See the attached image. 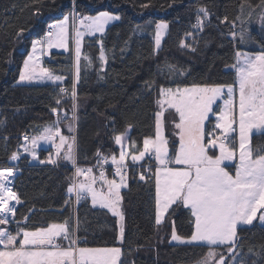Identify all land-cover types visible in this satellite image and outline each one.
<instances>
[{
  "label": "trees",
  "instance_id": "1",
  "mask_svg": "<svg viewBox=\"0 0 264 264\" xmlns=\"http://www.w3.org/2000/svg\"><path fill=\"white\" fill-rule=\"evenodd\" d=\"M244 2L258 4L261 0H0V168L11 167L10 157L18 152L25 134L40 135L56 121L66 135L75 137L73 155L76 153L80 164H93L97 152L119 154L114 136L130 127V153L134 154L133 142L142 151L144 138L155 136L161 86L235 83L231 66L239 46L231 35L232 22ZM202 7L209 16L198 29L194 26L198 16L203 18ZM74 11L84 16L107 11L120 19L102 36L84 39L83 54L88 58L81 60L78 80L71 45L67 53L52 51L46 59V66L66 76L64 85L19 83L33 41L50 22ZM159 22L167 23L168 28L157 47L155 25ZM169 66L175 71L170 72ZM73 85L75 101L70 93L60 92L61 86L71 91ZM62 116H67L63 122ZM174 120H178L174 109L165 111L164 128L173 155L179 147ZM214 123L215 117H211L207 131H213ZM251 144L253 149L264 146V134H254ZM55 148L40 149V163L28 154L21 157L13 184L19 202L13 218L0 228L15 234L18 225L34 230L67 221L73 236L77 233L83 239L80 246L122 248L123 264H194L209 251L206 244L171 240L173 222L178 235L190 237L194 228L190 210L173 205L164 222L157 225L155 178L141 180L135 175L121 191L125 224L121 239L120 217L111 210L93 205L91 198L75 207L67 192L72 163L65 159L49 163L48 154ZM213 151L217 150L209 152ZM237 242L236 251L247 256L245 264H264V226L240 227ZM223 249L227 262L233 254L227 247Z\"/></svg>",
  "mask_w": 264,
  "mask_h": 264
},
{
  "label": "snow or ice",
  "instance_id": "2",
  "mask_svg": "<svg viewBox=\"0 0 264 264\" xmlns=\"http://www.w3.org/2000/svg\"><path fill=\"white\" fill-rule=\"evenodd\" d=\"M38 0H34V3ZM264 4V0H261ZM244 5H241V9ZM251 7V5H249ZM143 7H148L144 5ZM201 18L198 16L194 27L203 28L204 20L209 16L207 8H200ZM75 18V14H73ZM69 17L50 27L57 31L47 33L49 46L53 38L57 41L58 47H66L67 29ZM120 17L107 11H102L96 16L80 18V24L89 34L94 32L103 33L105 25L110 21L119 20ZM227 20V17H224ZM239 19V17H237ZM261 23L264 25V14L261 15ZM155 43L160 46L162 30L168 28L164 22L155 25ZM23 30L21 29V32ZM19 35V33H18ZM83 32L77 30L75 33V54L77 60V80L79 79V60L81 56V38ZM187 35H191L188 33ZM235 36V33L232 34ZM243 36H241V40ZM39 41L33 42V52ZM188 47L189 45H185ZM237 61L231 67L235 70L236 81L228 85H200L194 84L191 87L164 88L160 87L157 100L160 111L155 116V136L145 137L143 150L134 146L132 153L139 152V155L132 154L133 162L144 159L146 153L155 156L156 168L152 173L155 177V206L156 224L160 225L165 220L167 213L173 205L181 204L188 208L193 218L194 228L190 237H181L177 234L175 223L172 224V241L193 242L206 244L209 251L198 262V264H226L223 254H219V260L215 258L218 253L214 246H226L228 253H233L237 245L238 225H251L257 218L264 221V146H257L253 149L250 137L254 130L264 134V48L253 54L236 53ZM103 51L101 59H103ZM35 57L32 53L24 60V68L20 72L19 80L28 81L32 79H44L62 81L61 76H54L48 69L41 68L40 76L35 73ZM169 71H175L169 66ZM150 87V86H149ZM226 94L228 99L224 100V107L218 114L219 123L213 131L206 130L205 121L209 119V113L213 112V105L217 98ZM238 91V101L234 94ZM60 92L68 94L69 90L61 88ZM71 98L75 101V85L71 90ZM60 101L57 100V104ZM167 105V109L164 105ZM75 108V104L73 105ZM168 109H174V128L179 137V147L174 155L169 152V141L163 135L165 126L164 113ZM52 111L55 113L56 108ZM56 124L59 121L55 122ZM239 131V145L236 147L231 134ZM71 130V125H69ZM216 130H222L221 136L213 139ZM59 128L48 127L39 137L41 140L53 141L59 135ZM126 132L114 136L117 145H121L126 138ZM207 138V142H205ZM25 140L28 137L25 136ZM61 144L57 145V157L61 155L60 148L66 142V138L60 136ZM219 141V155H209V151L217 147ZM37 139H32V146L35 148ZM26 152L30 149L25 145ZM234 174L223 166L225 161L237 159ZM97 155V166L103 168V162L108 157ZM125 151L121 150L119 159L112 155V163L117 165L115 178L108 179L105 171L101 170L99 176L93 174V167L81 168L76 165V159L72 153V145L63 154V159L71 161L75 172L70 176L67 192L75 194L76 201L91 196L93 205L100 204L102 207L112 211L123 220V214L118 208L122 197L120 189L125 185L124 169ZM33 156L35 153L33 152ZM12 161L18 159V154L13 153ZM48 162L56 164L57 160L51 156ZM174 165V166H170ZM13 168H0V225L9 223L8 214H15V209L9 204L11 200H17V194L12 190L11 177ZM147 173L142 172L140 179L144 180ZM78 177H85L83 180ZM99 181V187H97ZM66 204L69 201L65 202ZM259 216L257 217V214ZM124 229L121 226L120 236L123 239ZM58 241H67V246ZM78 238L73 239L68 222L61 224L50 223L47 227H38L34 230L19 227L15 234L0 228V264H123L122 250L119 247L112 248H83L77 247ZM235 255L232 256L233 262Z\"/></svg>",
  "mask_w": 264,
  "mask_h": 264
},
{
  "label": "rangeland",
  "instance_id": "3",
  "mask_svg": "<svg viewBox=\"0 0 264 264\" xmlns=\"http://www.w3.org/2000/svg\"><path fill=\"white\" fill-rule=\"evenodd\" d=\"M242 5H244V6H243L242 9H241V6H240V13L238 15L239 19H236V21L232 22L233 27H234V31L232 32V34L235 33V36H233L232 34L231 35L236 40V42H237V44L239 46V47H237L236 53L240 52L242 54H244V53L253 54V53L259 52L262 48H264V25H262V23H261V15L264 14V4H261V2L258 3V4H252V3H249V2H244V3H242ZM249 5H251V7ZM66 16L69 17L67 25H66V29H67V40H66L67 46L66 47H58V46H56L57 45V41L55 40V38H53L51 46H49L48 42H47L46 45H44L42 43H38L36 45L35 52H33V47L31 46L29 54L32 53L34 55V57H35V60H34L35 73H34V75L37 76V77H39L40 74H41L40 73L41 68H46L54 76H59L57 74H60V73L50 69L48 66L45 65V63H44L45 56H49L53 49L57 50V51H60V52L67 53L68 51L71 50V45H72L73 50H74V58H75L74 59V65H75L74 66L75 67L74 74L76 73L77 60H76V54H75V32L73 30V15L68 14ZM63 20H64V17L62 19H60L58 21V23H60ZM113 22H115V21H110L107 25H105V29H104L103 33L94 32L92 35H89L85 30H79V31L84 33V35H83L84 38H86L87 36H98V37H100V36H102L105 33V31L107 30L108 26L111 23H113ZM55 31H57V29H55ZM166 31H167V29L166 30H162L160 46H161L163 38L165 37ZM83 36L81 38V48H82ZM241 36H243L242 40H241ZM34 41H39V40L35 39ZM32 45H33V43H32ZM253 50H257V51H253ZM81 54L83 55V56L81 55L82 58H88L86 55L83 54V51H82ZM81 56H80V60H79L78 66L80 65L81 60H82ZM236 61H237V56H236ZM23 68H24V63H23V66H22L21 70H23ZM50 81L51 80H49V79H47L45 77L44 79H32V80H28V81H20L19 80V83H21V84H45V83H49ZM175 88H172V89H175ZM181 88H183V87H181ZM234 97L238 101V91L234 94ZM226 99H228V96H227L226 90H225V95L222 98H217L215 104L213 105V112L209 113V119L212 117L213 114L219 113L223 109L224 100H226ZM164 107L167 109V105L166 104L164 105ZM209 119L205 121L206 130H207V123H208ZM47 127L53 128V131H55V128L58 127L59 130H60L59 135H65V133L63 132L61 126L56 124V123L49 124L45 128H47ZM44 129H43L42 132H44ZM262 131H264V130H262ZM127 132H126V134H128V135H126V138L122 141L123 149L121 148V145H118V146H120L121 150H123V151H126V147H127V142H128V138L127 137L129 136V132L128 133ZM235 133H232V134H234L237 137V139L233 138L232 136L231 137L235 141L236 147L238 149V145H239V131L237 130ZM256 133H261V131L254 130L253 134L250 137V142H251L252 136L254 134H256ZM163 135L168 140V138L166 136L165 128L163 129ZM33 138H36V137L33 136L31 138V140L29 141V143L26 144V146L30 149V151H28L31 154L30 156L36 158V160L40 159L39 158V150L40 149H42V148H50V147H57V144H59V137H57V136H55L53 138V141H49V140H41V139H39V135H37V138H36L37 139V145L35 146V148H33V146H32V139ZM71 140H72V138H71ZM178 140H179V137H178ZM72 141L69 143V145H72V153H73L74 141H73V143H72ZM218 145L219 144H217V147H216L218 149V150L216 149L217 152H218L217 155H219V146ZM68 146H66L65 152L68 151ZM168 149H169V152H170L169 146H168ZM121 150H120V152H121ZM33 152L35 153V156H33ZM134 154L135 155H139V153H134ZM149 154L150 153H146L145 155H149ZM209 155H211V154L209 153ZM62 157L63 156L60 155L59 159L62 160L63 159ZM237 163H238V151H237V159L233 160V161H225L223 166H227L228 171H230V167L236 165ZM11 167L14 170L13 176H12V179H11V187H12V190L15 192V190L13 189V184H14L15 178L17 176V169L15 168V165H11ZM83 179H85V177H82L81 180H83ZM126 184L127 183L125 181V185ZM97 187H99V181H97ZM120 195H121V192H120ZM17 198H18V195H17ZM89 198H91V196H89ZM18 202H19V198H18ZM18 202H17V200H15V204L13 206L15 210H16V207L18 205ZM118 208L121 211V202L118 205ZM259 214L260 213L257 214V217L259 216ZM3 216H4V214L0 213V218H2ZM10 216H8L9 220H10V218H13L14 215H12L11 217ZM257 223L262 225V226H264V221H260L258 218L256 220H254L251 225H247V224L238 225V227H237V240H238V232H239V228L240 227H250V226H253V225L257 224ZM121 226L123 227V229L125 231L124 219L123 220L120 219V229H121ZM123 235H124V232H123ZM175 242H177V241H175ZM193 243H197V242H193ZM78 247L90 248V247H84V246H80V245ZM223 247H226V246L217 245V246L214 247L215 252L218 253V255L215 258L217 261L220 258L219 254H223V252H224ZM121 250H122V248H121ZM233 255H235V257H236L235 261L233 262V260L231 258V259H229L226 262V264H245L244 258H246L247 256H245L241 251L237 252L235 250ZM194 264H198V262L194 263Z\"/></svg>",
  "mask_w": 264,
  "mask_h": 264
},
{
  "label": "built area",
  "instance_id": "4",
  "mask_svg": "<svg viewBox=\"0 0 264 264\" xmlns=\"http://www.w3.org/2000/svg\"><path fill=\"white\" fill-rule=\"evenodd\" d=\"M74 14H75V18L73 17V30L74 32L76 33L77 30H84V27L80 24V18H83V17H87V16H91V15H80L78 14L76 11H74ZM197 23V21H196ZM53 24H58V21L54 20L52 22H50V24L48 25L46 31L38 38L39 42L46 45L47 42H48V36H47V33L49 31H53L55 32V29L51 28L50 26L53 25ZM88 33V32H87ZM89 34V33H88ZM93 33L89 34V35H92ZM47 56H45V59H44V63L45 65H47ZM61 88H65V89H68L67 87L65 86H61ZM69 90V89H68ZM75 91H76V87H75ZM68 93H71V91L69 90ZM67 118V116H62L61 118V121H65ZM234 127H237L236 125H234ZM237 130H238V127H237ZM220 132L216 135H214L212 138L215 139L217 137H220L222 139V136H221V131L222 130H219ZM232 135V134H231ZM25 136L28 137V140H25ZM33 136L30 135V134H25L23 136V139H22V143L21 145L19 146V150L23 151L24 150V146L26 144L29 143V141L31 140ZM207 142V141H206ZM217 144H219V141L217 142ZM57 153V148H55L53 151L49 152L48 154V158L49 156H51L53 159H56L57 162L60 160L59 157H57L56 155ZM112 155H115L117 157V159H119V154H101V156H106L108 157V160L107 162H103V168L101 169L100 167L97 166V159L96 161L93 163V164H80L77 160V157H76V153L74 154V157L76 159V165L81 167V168H88V167H93V174L96 175L97 177L99 176V173L101 170L105 171L106 175L108 178H115L118 182H119V177H115V170H116V167L117 165L113 164L112 163V160H111V157ZM125 163L127 164V168H125L123 171L125 173V181L128 182L131 175H135L137 177L140 178V174L142 172L144 173H147L146 177L145 178H155L154 175H152V173L155 172V168H156V160H155V156L154 154L150 153L148 155L147 158H145L143 161L141 162H133L132 159H131V154H128L126 155V159H125ZM73 167V166H72ZM75 172V167H73V173ZM77 179L81 180L82 177H78ZM69 198L73 200L74 202V205L75 207L77 208L79 202L81 201H84L86 199L89 198V196L86 198V199H83V200H80L79 202L76 201V198H75V194H69ZM12 216V215H11ZM10 216V217H11ZM12 218H10L11 220ZM9 220V221H10ZM78 238V243H77V247L79 246V243L83 241V239H79V237L77 236V233L74 234L73 236V239H77ZM59 243H62L64 244L65 246H67V241H58Z\"/></svg>",
  "mask_w": 264,
  "mask_h": 264
},
{
  "label": "crops",
  "instance_id": "5",
  "mask_svg": "<svg viewBox=\"0 0 264 264\" xmlns=\"http://www.w3.org/2000/svg\"><path fill=\"white\" fill-rule=\"evenodd\" d=\"M117 21V20H116ZM84 36H83V41H84ZM52 51H57V50H52ZM51 51V52H52ZM82 51H83V42H82V48H81V53H82ZM57 52H60V51H57ZM61 53H64V52H61ZM82 55V54H81ZM83 56V55H82ZM82 56H81V58H82ZM76 75H77V72L75 73ZM57 75H59V76H61V77H63L64 79L62 80V81H53V80H51L49 83H45V84H59V85H64V83H65V80H66V76L65 75H63V74H57ZM219 112V111H218ZM215 113V112H214ZM218 114L219 113H216V114H213L212 115V117H215V123L213 124V126H212V128L214 129V127H215V125L217 124V123H219V120H218ZM208 124V123H207ZM48 128V127H47ZM128 132H129V136L127 137L128 138V142H127V147H126V153H128V154H131L130 153V143H129V141H130V135H131V131H132V128L130 127V128H128V130H127ZM126 131V132H127ZM217 131V130H216ZM127 132V133H128ZM44 132H42L40 135H39V137L43 134ZM236 134V133H235ZM128 135V134H127ZM234 134H232L231 136L233 137V138H236L237 139V137L234 135ZM60 136H63V137H65L66 138V142L64 143V145L60 148V152H61V156H63V153L65 152V149H66V146H68L69 145V143L73 140L74 141V139H75V137L73 138V137H71L70 135H58L57 137H59V144H57V145H60L61 144V141H60ZM36 138H37V136H35ZM69 140H68V139ZM71 138H72V140H71ZM73 141H72V143H73ZM205 142H206V140H205ZM31 145V144H30ZM119 148H120V146H118ZM57 148V147H56ZM74 149H75V141H74ZM217 148H214L213 150H216ZM120 150H121V148H120ZM218 150V149H217ZM214 152V153H213ZM213 152H209L211 155H217V151L215 152V151H213ZM17 154H18V159L17 160H15V161H12L11 159L9 160V163L11 164V165H15V168H16V166H17V164L19 163V161H20V159H21V157L24 155V154H28V155H31L29 152H26L25 150H23V151H21V150H18V152H16ZM132 155V154H131ZM32 157V156H31ZM148 157V155H145V157H144V159L145 158H147ZM143 159V160H144ZM32 160H33V162H35V163H40V162H42V160L41 159H39V160H36V158H34V157H32ZM143 160H141V161H143ZM141 161H136V162H141ZM170 166H174V165H170ZM230 171L232 172V173H234L235 172V165L234 166H231L230 167ZM19 173V170H17V174ZM108 179H113V178H108ZM118 182V181H117ZM127 183V182H126ZM126 186H127V184H126ZM125 186V187H126ZM125 187H122L121 189H120V192L125 188ZM172 207H170V209H171ZM169 209V210H170ZM169 212V211H168ZM168 212L167 213H165V217L167 216V214H168ZM164 222V221H163ZM162 222V223H163Z\"/></svg>",
  "mask_w": 264,
  "mask_h": 264
},
{
  "label": "bare ground",
  "instance_id": "6",
  "mask_svg": "<svg viewBox=\"0 0 264 264\" xmlns=\"http://www.w3.org/2000/svg\"><path fill=\"white\" fill-rule=\"evenodd\" d=\"M206 141H207V139H206ZM10 179H12V177H11ZM9 204L13 207L14 204H15V200H11V201H9ZM10 215H11V214H8V216H10Z\"/></svg>",
  "mask_w": 264,
  "mask_h": 264
},
{
  "label": "water",
  "instance_id": "7",
  "mask_svg": "<svg viewBox=\"0 0 264 264\" xmlns=\"http://www.w3.org/2000/svg\"><path fill=\"white\" fill-rule=\"evenodd\" d=\"M238 245H239V242H237L236 247L233 249V253H234V251L237 249ZM233 253H231V254H233Z\"/></svg>",
  "mask_w": 264,
  "mask_h": 264
}]
</instances>
